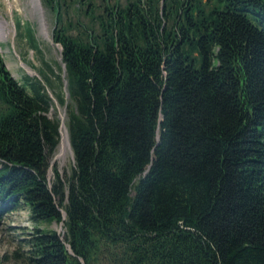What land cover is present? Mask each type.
Listing matches in <instances>:
<instances>
[{"label": "trees", "instance_id": "trees-1", "mask_svg": "<svg viewBox=\"0 0 264 264\" xmlns=\"http://www.w3.org/2000/svg\"><path fill=\"white\" fill-rule=\"evenodd\" d=\"M104 1L88 24L43 0L69 98L62 73L19 80L0 50V215L33 223L19 264H264V0ZM48 88L75 154L50 178Z\"/></svg>", "mask_w": 264, "mask_h": 264}, {"label": "rangeland", "instance_id": "rangeland-1", "mask_svg": "<svg viewBox=\"0 0 264 264\" xmlns=\"http://www.w3.org/2000/svg\"><path fill=\"white\" fill-rule=\"evenodd\" d=\"M40 1L43 7L42 10H44L43 13L46 18L50 39L41 34V19L39 16L34 17L32 15L31 8L33 5L31 0H0V22L3 23L6 31V35L0 37V50L8 69L19 80H22L28 74L26 66L40 75L41 71L48 73L46 64L51 66L56 73H62V47L60 44L55 43L53 38L56 26V13L43 0ZM67 1H72V7L69 9V14L65 15L64 20L72 22L79 20L81 23H92L90 13H86L87 4H89L90 0L81 2L79 8H76V5L81 0ZM118 1L121 3L126 2V0H108V3L115 4ZM91 2L93 6L97 7L95 14L100 13L105 1L91 0ZM30 31L34 32L39 49H33L29 44ZM61 110H63L62 107ZM58 112L60 113L59 109ZM64 136L68 141L65 129ZM59 151L60 145L55 155ZM72 163L73 157L65 147L63 155L55 160L53 166L59 167L64 172L71 167ZM41 227L61 230V225L57 222L44 223ZM32 228L33 223L30 218V211L25 205H19L0 215V264L20 263V257H17V255L26 252L25 238Z\"/></svg>", "mask_w": 264, "mask_h": 264}, {"label": "water", "instance_id": "water-1", "mask_svg": "<svg viewBox=\"0 0 264 264\" xmlns=\"http://www.w3.org/2000/svg\"><path fill=\"white\" fill-rule=\"evenodd\" d=\"M53 38H54V35H53ZM26 69H27L28 75L36 76L40 80H43V77L38 72L32 70L28 66H26ZM62 77H63L64 86H65L64 89L66 91V97L69 98L70 94H69V91L67 89L68 80L66 79V66H65V63L63 61H62ZM48 93L52 97V99H53L54 103L56 104V106L58 107V109L60 110L59 116H60V119H61V140H60V144H59L60 145V151L52 159L51 167H50V170H49V177H48V178H50L53 175V168H52L53 164H54L56 159L60 158L63 155L65 147L70 151L73 159L75 158V154H74V151H73V148H72L69 130H68V127L66 125V108L62 107L63 110H61V106L59 105V102H58L57 98L55 97L54 93L52 92V90L50 88H48ZM64 129L66 130L67 137H68V142H67L66 145H64V143H63V139H64L63 138V130ZM63 216H64V219H66L67 213L65 211H63ZM69 251H70V253H73L70 247H69ZM81 261H82V263H84V261L82 259H81Z\"/></svg>", "mask_w": 264, "mask_h": 264}, {"label": "bare ground", "instance_id": "bare-ground-1", "mask_svg": "<svg viewBox=\"0 0 264 264\" xmlns=\"http://www.w3.org/2000/svg\"><path fill=\"white\" fill-rule=\"evenodd\" d=\"M31 3H32V8H31V12H32V15L34 17H38L41 19L40 22H41V34L44 35L47 39H50V34H49V30H48V26H47V23H46V18H45V15H44V10L43 7H42V4H41V1L40 0H31ZM12 4V3H11ZM30 12V13H31ZM32 18V17H31ZM6 35V31L4 29V25L2 22H0V37ZM63 143L64 145L67 144V140L64 136V130H63Z\"/></svg>", "mask_w": 264, "mask_h": 264}]
</instances>
